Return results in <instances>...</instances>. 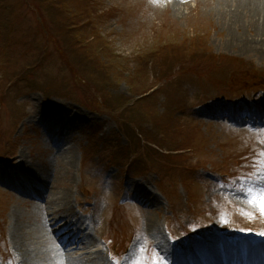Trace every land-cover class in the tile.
<instances>
[{
	"label": "rangeland",
	"instance_id": "1",
	"mask_svg": "<svg viewBox=\"0 0 264 264\" xmlns=\"http://www.w3.org/2000/svg\"><path fill=\"white\" fill-rule=\"evenodd\" d=\"M3 1L1 172L21 164L36 186L68 179L69 204L49 194L45 206L95 210L98 251L109 249L104 242L120 251L136 237L134 264L156 261L188 233H264V212L253 202L264 193V121L245 123L264 95V49L227 44L214 0ZM92 132L100 143L87 146ZM131 143L117 170L107 160L118 163V148ZM83 145L102 157L85 159ZM66 148L72 162L63 169L55 159ZM250 176L262 190L242 189ZM12 189L0 184V264H27L11 212L36 206L32 224L44 235L49 210ZM144 191L153 204L131 203Z\"/></svg>",
	"mask_w": 264,
	"mask_h": 264
},
{
	"label": "bare ground",
	"instance_id": "2",
	"mask_svg": "<svg viewBox=\"0 0 264 264\" xmlns=\"http://www.w3.org/2000/svg\"><path fill=\"white\" fill-rule=\"evenodd\" d=\"M213 7H215V16L218 17V23H220V31L224 33L227 44L238 47L242 51L257 52L264 49V0H214ZM260 102L264 103V95ZM56 116L59 119H63V116L58 114ZM68 149L66 148L64 152L58 151L55 159V161L60 160L61 168L63 169L69 168V164L72 162L71 152ZM0 173L2 174L3 172L0 171ZM14 175H16V172L11 177H14ZM33 176L32 174L30 180H32ZM11 177H8L9 180H11ZM51 182L52 180H48V183L44 184L45 200L49 201L50 194L53 200L67 206L69 201L64 202V199L70 191L68 179L61 180L59 186L56 183L51 184ZM18 185H23V183H17ZM155 200L156 198L153 195L149 201L153 204ZM35 207L31 206L30 210L26 211L21 210L17 205L11 212L14 217L11 233L13 236L15 235V241L17 239V244H14L18 248L17 251L19 252L17 253L27 264H69L65 257L63 258L59 255L52 235L48 232L42 235L40 226L36 223L32 224L34 216L32 217L31 215L38 213ZM26 219L29 221H25ZM153 226L154 223L150 222L149 229L151 230ZM49 242H53L55 245L50 246ZM97 245L99 246V243L93 241L83 251V254L90 256V264H95L96 262L99 264V259L103 257L98 251ZM95 253L100 254V257L97 258L94 255ZM77 254L80 253L78 252ZM100 262L107 264L104 257Z\"/></svg>",
	"mask_w": 264,
	"mask_h": 264
},
{
	"label": "trees",
	"instance_id": "3",
	"mask_svg": "<svg viewBox=\"0 0 264 264\" xmlns=\"http://www.w3.org/2000/svg\"><path fill=\"white\" fill-rule=\"evenodd\" d=\"M4 5H0V7H2V9H1V12H2V14H0V22H1V20H2V18L4 17V13H6V12H8L7 11V4H5V1H3L2 2ZM48 87L47 86H45L44 84H42L41 85V90L44 92V93H46V89H47ZM47 94V93H46ZM1 103H3V100L2 99H0V104ZM14 110H16V108L14 109ZM119 113H121V112H119ZM136 134H137V136L142 140L143 139V135H145V133L142 131V130H137V132H136ZM93 140L96 138V136H95V132H92V136H90ZM126 148V150H123V148L122 147H119L118 149L120 150V151H122L123 153H125L124 154V162H125V160L126 161H128V159H130V156H132V153L134 152V145L131 143V146L129 147V146H126L125 147ZM121 159V158H120ZM122 163V162H121Z\"/></svg>",
	"mask_w": 264,
	"mask_h": 264
},
{
	"label": "snow or ice",
	"instance_id": "4",
	"mask_svg": "<svg viewBox=\"0 0 264 264\" xmlns=\"http://www.w3.org/2000/svg\"><path fill=\"white\" fill-rule=\"evenodd\" d=\"M253 202L258 203L261 211L264 212V193H261V195L257 197Z\"/></svg>",
	"mask_w": 264,
	"mask_h": 264
}]
</instances>
